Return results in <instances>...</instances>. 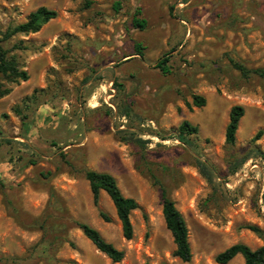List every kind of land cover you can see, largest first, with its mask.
<instances>
[{
    "label": "rangeland",
    "instance_id": "obj_1",
    "mask_svg": "<svg viewBox=\"0 0 264 264\" xmlns=\"http://www.w3.org/2000/svg\"><path fill=\"white\" fill-rule=\"evenodd\" d=\"M39 7L57 18L35 34L2 41ZM137 9L144 29L132 26ZM0 47L28 74L17 83L0 77V141H11L0 144V264H215L234 244L264 245V235L243 228L264 234V77L245 79L229 61L264 71V0H0ZM165 55L166 74L155 67ZM193 95L205 106H192ZM43 104L54 111H35ZM235 105L244 116L228 146ZM183 121L198 128L189 146L173 138ZM117 131L148 141L146 153L120 142ZM247 154L229 175L233 157ZM84 170L112 175L137 203L131 240L109 197L100 192L94 202ZM162 189L186 223L188 263L173 256ZM78 224L97 230L123 260L112 263Z\"/></svg>",
    "mask_w": 264,
    "mask_h": 264
},
{
    "label": "trees",
    "instance_id": "obj_2",
    "mask_svg": "<svg viewBox=\"0 0 264 264\" xmlns=\"http://www.w3.org/2000/svg\"><path fill=\"white\" fill-rule=\"evenodd\" d=\"M91 2H86V7H89ZM114 10L119 9V4L115 3L113 6ZM140 10L134 12L132 18V26L136 29H144L146 26V21L140 17ZM57 18V12L50 10L45 7H39L34 12L30 13L26 21L22 24L9 27L3 34L2 41H8L17 35H29L39 32L43 26H45L50 21ZM135 55L142 57V47L140 44L136 43L134 45ZM169 57L164 56L159 59L156 63V68L162 73L166 74L169 72L168 67ZM231 66L240 73L241 77L249 78L251 74L264 77V71L260 69L249 70L242 63H239L233 59H229ZM0 77L11 83H17L19 81L25 82L28 80V74L26 71L20 70L18 63L13 56H9V50L0 47ZM9 91L2 92L1 96H5ZM34 96V95H32ZM31 97L24 99L28 102ZM206 100L198 95L192 96V106L196 108H202L205 106ZM16 111H18L16 109ZM129 107L125 101L122 103V113L121 117L126 118L128 114ZM244 116V109L241 106L235 105L231 107L228 114V123L225 129V143L228 146H233L235 143L236 133L238 130L239 122ZM198 128L192 126L189 122L183 121L178 127V133L173 138L178 140L183 145H190L187 140L188 136L197 134ZM120 142L125 144H135L140 152L144 155L147 150L148 141L142 140L135 133H130L128 131H117L116 132ZM261 135L258 132L256 136L252 139L254 142ZM0 144L10 145L11 141L8 139H3ZM257 154H261L257 150H253ZM252 157L251 154L243 156L241 159L233 157L232 163L229 165V175L233 176L237 174L238 170ZM197 169L200 175L206 180L210 185L213 184V178L208 170L207 166L201 161H197ZM84 179L88 182L90 192L92 194L93 200L96 203L100 192H104L110 199L115 209L116 217L121 225L122 236L125 240H131L133 237V228L130 222L131 212L137 208V203L131 199L126 198L122 195L115 178L108 174L92 170L81 171ZM161 205H162V216L166 229L171 234L175 250L173 256L178 258L184 263H188L192 259V252L190 244L188 241V229L186 223L176 209L175 204L170 200L164 189L161 190ZM100 217L103 221L109 222V218L100 213ZM82 234L93 244L97 251L105 255L112 263H119L123 260V251L115 248L111 243L106 242L100 233L85 224L77 225ZM244 229L254 233L258 237H263V231L255 226H245ZM241 256L243 259V264H264V245L253 250L249 246L238 243L234 244L225 250L217 253L214 256L215 264H228L235 257ZM149 264V263H146Z\"/></svg>",
    "mask_w": 264,
    "mask_h": 264
},
{
    "label": "crops",
    "instance_id": "obj_3",
    "mask_svg": "<svg viewBox=\"0 0 264 264\" xmlns=\"http://www.w3.org/2000/svg\"><path fill=\"white\" fill-rule=\"evenodd\" d=\"M63 110H65V108ZM35 111H39L40 113H42V112H46V111H54V109L48 105L43 104V105H39V107ZM59 111H61V110H59Z\"/></svg>",
    "mask_w": 264,
    "mask_h": 264
},
{
    "label": "built area",
    "instance_id": "obj_4",
    "mask_svg": "<svg viewBox=\"0 0 264 264\" xmlns=\"http://www.w3.org/2000/svg\"><path fill=\"white\" fill-rule=\"evenodd\" d=\"M252 167L254 168L255 166H254V165H252ZM263 195H264V189H263Z\"/></svg>",
    "mask_w": 264,
    "mask_h": 264
}]
</instances>
